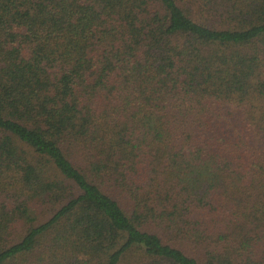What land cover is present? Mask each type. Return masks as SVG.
Listing matches in <instances>:
<instances>
[{
    "label": "trees",
    "instance_id": "trees-1",
    "mask_svg": "<svg viewBox=\"0 0 264 264\" xmlns=\"http://www.w3.org/2000/svg\"><path fill=\"white\" fill-rule=\"evenodd\" d=\"M0 264H264V0H0Z\"/></svg>",
    "mask_w": 264,
    "mask_h": 264
}]
</instances>
